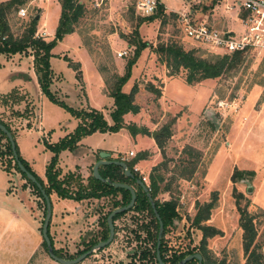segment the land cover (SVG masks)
Segmentation results:
<instances>
[{
  "label": "rangeland",
  "instance_id": "1",
  "mask_svg": "<svg viewBox=\"0 0 264 264\" xmlns=\"http://www.w3.org/2000/svg\"><path fill=\"white\" fill-rule=\"evenodd\" d=\"M81 1L83 14L75 31L57 40L47 58L51 70L49 91L58 103L43 92L31 49L0 53V91L12 86L21 91L23 98L26 96L25 101L19 100L10 108L15 119H0L11 129L17 156L44 183L46 166L53 156L47 144L73 135L79 125H85L82 111L95 109L107 124H113L114 102L108 95L103 76L110 84L114 74L124 73L127 60L133 56L132 43L137 38L134 30L142 16L135 8V0H106L99 8ZM157 2L166 15L139 25L138 37L147 46L132 65L123 87L125 92L134 90L136 112L123 116L124 127L118 131L96 130L81 136L77 147L95 150L96 159L100 151L110 152V158L124 161L143 154L144 158L133 168L142 180L144 178L146 186L151 174L160 178L156 198L176 204L179 217L164 237L169 246L178 250L199 251L202 231L196 228L193 219L200 208L215 200L209 219L202 222L219 230L205 242L213 264L246 263L244 231L240 227L244 210L253 218L257 230L253 246L262 252L264 264V51H244L243 62L233 69L216 78L187 83L186 70L171 73L161 62L155 52L158 44L176 43L207 61L232 52L224 53L186 37L177 12L192 11L199 21L207 20V16L211 19V14L229 19L235 12L227 11L222 0ZM24 5L27 7L25 17L15 11L7 14L10 32L16 37L22 35L34 19V36L51 41L60 17V1L25 0ZM236 24L238 29L234 32L245 30L242 21ZM119 51L126 54L119 57ZM5 145V139H1L0 149ZM130 151L135 155L129 156ZM70 153L69 149L59 152L57 169L58 164L73 165ZM67 155L71 157L69 160L65 158ZM11 162L12 166L7 168L5 158H0V232L7 222L1 210H21L22 219L28 224L27 240L31 245L38 235L33 229L38 224L37 216L42 226L44 204L15 168L14 160ZM92 167L93 164L88 167L89 175ZM235 170L245 175L232 182ZM83 179L80 177L74 182L73 190L80 182H87ZM49 198L52 247L62 258H74L89 246V241L100 236V221L109 209L108 199L74 200L58 197L55 192ZM145 216L127 212L119 217L114 221L112 242L76 264H128L136 250L148 247L152 251V242L145 246L135 238L134 232L147 220ZM140 234L144 237L146 233L140 231ZM7 237L5 235L3 243ZM29 264L60 263L48 256L42 244Z\"/></svg>",
  "mask_w": 264,
  "mask_h": 264
},
{
  "label": "trees",
  "instance_id": "2",
  "mask_svg": "<svg viewBox=\"0 0 264 264\" xmlns=\"http://www.w3.org/2000/svg\"><path fill=\"white\" fill-rule=\"evenodd\" d=\"M25 0H8L0 1V53H14L17 51L27 52L28 49L35 54V70L38 76L39 84L46 93V95L55 103L58 101L55 95L49 91V83L51 78V70L48 64V56L51 55L50 49L57 40H61L64 35L73 33L76 28V24L79 18L83 14V2L81 0H59L61 4V12L58 20V25L56 27L55 37L46 42L41 37L34 36L36 28V20H32L27 28V30L20 36L16 37L9 30V25L7 21V14L15 11L20 5L24 4ZM166 12L162 6H158L156 12L150 16H141L138 24L135 27L134 33L137 36L133 40L132 45H134L133 56L131 59L127 60L125 65V71L123 74H114L112 76V82L108 84L107 79L103 76L104 83L108 86V95L113 98L114 109L111 111V117L113 124L109 125L103 119L101 113L97 110L92 109L90 111H82V116L85 119V125H79L73 135H67L61 138L58 142L54 144H47V148L53 152L49 163L46 166L45 177L46 183L39 178L35 173H33L28 165L24 163L18 156L19 161L26 167V169L31 172L37 179V181L42 185L47 195L55 192L58 197L82 200V199H108L109 209L102 216L100 224L102 229L100 231V236L95 238L88 243L87 248L82 249L78 252V255L90 249L94 244L100 240H105L108 236V226L106 222V217L109 212L117 207H121L127 204L130 200V192L122 187H114L112 182H121L132 185L136 190V199L132 208L129 210L117 213L113 217V223L119 217L127 212H135L136 215L144 218L147 215V220L141 222V227L136 230L135 238L138 243L152 242L153 250L151 248L144 247L139 251H135L132 254V260L128 264H159L156 260V238L158 234V220L155 216L153 208L148 200L146 192L143 190L142 186L137 183V179L142 177L134 170L133 166L140 159H143V154L136 155L130 161H125L127 168L133 174V177L126 175L123 168L116 164L100 165L99 173L103 178H107L109 182H102L93 177L91 174L87 177V182L85 184H78L76 190L70 188V181L72 178L80 179V176H74L73 173L66 174L64 178H59V170L56 168L57 155L63 149H69L74 151L77 148V142L81 136L89 134L93 131H118L123 126V116L128 112H136V106L133 104L134 90L130 92H125L123 89L124 84L130 76V69L138 58L140 52L146 48L147 43L138 37V27L145 20H153L161 16H165ZM155 52L160 56L161 62L170 70L171 73H177L180 69L186 70L185 80L187 83H193L195 81H200L202 79L216 78L222 72L228 71L236 67L239 63L243 62L244 51H235L231 54H223L213 61H207L206 59L199 58L194 54L193 50H185L181 45L176 43H160L155 48ZM99 72L102 73V69L99 68ZM160 93L159 90H156ZM0 122L6 126V128L11 132L10 127L0 119ZM12 133V132H11ZM133 134H135L133 132ZM5 139L6 145L3 149H0V158H5L6 167L12 166L14 160L13 153L11 150L10 142L4 132L0 130V140ZM17 151V146H16ZM120 160L119 158H116ZM2 160V159H1ZM15 168L26 178L29 185L36 191L38 196L42 199L44 204V216L46 212L45 200L36 186V184L30 181L24 172H21L14 160ZM153 173V172H152ZM250 174V173H248ZM245 172L235 170L231 175V181L236 182L240 178H243ZM158 179L154 174L150 175L149 184L147 186L149 193L151 194L155 209L159 214L161 221L163 223V233L161 237V243L159 247L161 260L165 264H174L184 258L186 255L199 252L202 255V264H213L209 261L208 254L205 248L206 239L212 237L219 233V230L211 225H204L205 222L210 217V211L215 205V200L210 201L204 207L200 208L198 213L193 219V223L196 228L202 231L201 245L199 251L193 250H178L169 246L165 240L164 235L167 233L169 227H172L175 219H177L178 212L176 210V204L172 200L159 201L156 198V194L159 189ZM215 199V197H213ZM242 217H240V227L243 229V244L244 250L247 255V261L245 264H263V254L259 252L254 245L257 230L254 226L253 218L246 215V212L242 210ZM247 216V217H246ZM146 217V216H145ZM245 217V218H244ZM115 227V225H114ZM140 231H144L146 234L144 237L141 236ZM49 235V232H48ZM49 238L52 239L49 235ZM42 244L47 252L46 243L43 241ZM54 253L58 255L57 251L53 248ZM48 254V252H47ZM122 264V263H119ZM185 264H198L196 259H192Z\"/></svg>",
  "mask_w": 264,
  "mask_h": 264
},
{
  "label": "crops",
  "instance_id": "3",
  "mask_svg": "<svg viewBox=\"0 0 264 264\" xmlns=\"http://www.w3.org/2000/svg\"><path fill=\"white\" fill-rule=\"evenodd\" d=\"M211 10L215 11L214 9ZM211 17L212 18L209 19V16H207L206 21L209 23V25H211L212 27L218 30L226 31V32L229 31L234 32V30L238 29L236 28L237 27L236 21H240V20L236 16V13L234 14V16L229 15V19H225L222 16L221 18L220 16L218 17L215 16L214 14H211ZM244 31L242 30L235 32H237L238 34L239 32L243 33ZM8 87H12V86H7L5 89L0 91V118H3L4 120L12 121L13 119H15V115H12V111L10 110V108H12L15 104H18L17 101L19 100H20L19 102L21 103L25 101L26 96H24L23 98L21 91L14 89L15 87L9 89ZM79 146L74 151H70L71 153L68 154L69 156H71L72 154L73 158L69 157L68 155L65 157L68 160L70 158L72 159L71 160V163L73 162L72 166L70 165L69 167H62L58 164V169L60 171L59 178L60 177L64 178L66 174L74 173V176L83 177L87 181V177L89 176V173H87L88 167L94 164L98 158L96 159L93 157V152L95 150L90 148H84L82 146L79 147ZM71 163L69 161V164ZM77 179L78 178L74 180V178H72V180L70 181L71 189H73L72 185H74V182L77 181ZM55 195L57 196L56 193ZM1 211L5 213L4 215L5 218L7 217V222L5 224V227H3V229H1L0 232V264H29L33 259V257L35 256L37 249L42 245L43 242V237L41 233V224H39L40 222L39 216L35 218V220L38 221L39 225L37 224V227L33 228L35 233H38V235L35 241L31 245H29L28 244L29 241L27 240V235L29 234L28 232L29 228L26 220L22 219L21 210L7 209ZM48 232L50 234L49 226H48ZM5 235H8V237H7V241L3 243ZM51 239L53 240L52 237Z\"/></svg>",
  "mask_w": 264,
  "mask_h": 264
},
{
  "label": "built area",
  "instance_id": "4",
  "mask_svg": "<svg viewBox=\"0 0 264 264\" xmlns=\"http://www.w3.org/2000/svg\"><path fill=\"white\" fill-rule=\"evenodd\" d=\"M8 1V0H0ZM106 0H84L92 8H99ZM221 1V0H211ZM226 3L227 11H234L236 16L245 26L243 33L235 34L218 30L206 20L199 21L191 12H177L178 21L185 36L193 41L206 44L224 53L235 51H247L255 49L264 51V0H222ZM231 2L233 3L231 5ZM135 8L142 16L154 14L159 6L157 0H135ZM20 17L27 15V7L22 4L17 9ZM126 51H119L117 55L122 57ZM129 156H134L130 151ZM144 180V178H143Z\"/></svg>",
  "mask_w": 264,
  "mask_h": 264
},
{
  "label": "water",
  "instance_id": "5",
  "mask_svg": "<svg viewBox=\"0 0 264 264\" xmlns=\"http://www.w3.org/2000/svg\"><path fill=\"white\" fill-rule=\"evenodd\" d=\"M0 130L5 133V135L7 136L8 140L10 142L14 160L16 161L17 166L19 167L20 171L24 172L26 174L27 178L36 184V186L39 188V190H40V192H41V194L45 200L46 212H45V216H44L42 226H41V233H42L43 241L46 243L48 256L60 264H76V263L80 262L81 260H83L84 258H86L87 256L91 255L95 250L109 245L112 242L113 237L115 235L113 217L117 213L129 210L130 208L133 207V205L135 203V199H136L135 188L132 185L127 184V183L112 182V185L114 187H122V188L127 189L130 192V200L127 204L111 210L109 212V214L107 215V217H106V222H107V226H108L107 238L105 240L98 241L90 249L86 250L85 252L79 254L78 256H76L74 258L68 259V258L59 257L54 253L53 247L51 244V240H50L49 235H48V226H49V222H50V218H51V202H50L49 195L46 194L45 190L43 189L42 185L37 181L36 177L25 168V166L21 163V161H19L18 156H17V151H16V144H15L14 138L12 136V133L1 122H0ZM153 136H155V132L153 133ZM98 156H99V158L95 161V163L93 164V167H92V175L94 178H96L102 182L108 183L109 180L107 178H103L99 173V166L100 165H108V164H116V165L121 166L126 175L133 177V174L127 168L126 162L124 160H118V159L110 158V153L107 151H100ZM137 183L140 184V186H142L143 190L146 192L148 200H149L151 207L153 208V211L155 213V216L158 220L159 228H158V234H157V238H156V249H155L156 260L158 261L159 264H165L161 260L160 252H159L161 237H162V233H163V223L161 221L159 214L157 213V211L155 209L154 200H153L151 194L149 193V190H148L145 182L141 179H137ZM192 259H196L198 261V264H202V261H203L202 255L199 252L188 254L184 258H182L181 260H179L178 262H176L174 264H185L186 262H188Z\"/></svg>",
  "mask_w": 264,
  "mask_h": 264
}]
</instances>
